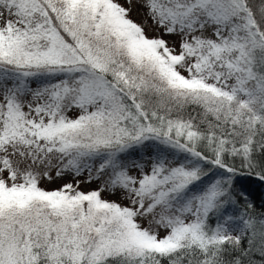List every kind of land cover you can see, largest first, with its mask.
I'll use <instances>...</instances> for the list:
<instances>
[{
  "label": "snow or ice",
  "instance_id": "1",
  "mask_svg": "<svg viewBox=\"0 0 264 264\" xmlns=\"http://www.w3.org/2000/svg\"><path fill=\"white\" fill-rule=\"evenodd\" d=\"M0 264H264V0H0Z\"/></svg>",
  "mask_w": 264,
  "mask_h": 264
},
{
  "label": "rangeland",
  "instance_id": "2",
  "mask_svg": "<svg viewBox=\"0 0 264 264\" xmlns=\"http://www.w3.org/2000/svg\"><path fill=\"white\" fill-rule=\"evenodd\" d=\"M132 16H133L134 19H140V17L137 15V13L135 11L132 13ZM60 183H62V181H57V182L52 183V184L45 183L44 186L45 187H49V188L58 187Z\"/></svg>",
  "mask_w": 264,
  "mask_h": 264
},
{
  "label": "trees",
  "instance_id": "3",
  "mask_svg": "<svg viewBox=\"0 0 264 264\" xmlns=\"http://www.w3.org/2000/svg\"><path fill=\"white\" fill-rule=\"evenodd\" d=\"M253 188H254V194H255L257 197H259V195L261 194V191H262L261 187L258 186V185H253Z\"/></svg>",
  "mask_w": 264,
  "mask_h": 264
}]
</instances>
